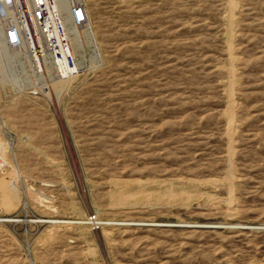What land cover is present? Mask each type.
<instances>
[{"label":"rangeland","instance_id":"rangeland-1","mask_svg":"<svg viewBox=\"0 0 264 264\" xmlns=\"http://www.w3.org/2000/svg\"><path fill=\"white\" fill-rule=\"evenodd\" d=\"M81 1L76 75L0 56V264H264V0Z\"/></svg>","mask_w":264,"mask_h":264},{"label":"built area","instance_id":"built-area-1","mask_svg":"<svg viewBox=\"0 0 264 264\" xmlns=\"http://www.w3.org/2000/svg\"><path fill=\"white\" fill-rule=\"evenodd\" d=\"M70 15L72 22L81 24L88 18V11L81 0H70ZM56 0H0V24L2 39L8 45L21 47L23 41L32 54L36 74L30 75L31 82L26 84L30 92L46 91L49 89L46 79L37 78L40 74L66 78L78 73L79 66L73 54L69 36L59 16ZM55 17V20L53 18ZM58 29V35L53 33V27ZM47 55L51 71L44 69L42 55ZM64 59V65L61 61ZM26 83V82H25ZM42 83V85H40ZM42 86V87H41ZM35 89V91H33ZM43 89V90H42ZM92 218V217H91Z\"/></svg>","mask_w":264,"mask_h":264},{"label":"bare ground","instance_id":"bare-ground-1","mask_svg":"<svg viewBox=\"0 0 264 264\" xmlns=\"http://www.w3.org/2000/svg\"><path fill=\"white\" fill-rule=\"evenodd\" d=\"M69 2L70 0H56V4H57V10L59 11V16H61L62 18V24H63V27L65 29V31L67 32L68 36H69V40H70V44H71V48H72V51H73V54L75 56V53L74 51L76 52V48H82V35L81 33H77L76 32V28H78L76 25H83L84 23H81V24H77V23H74L72 22V17L70 15V9H69ZM88 19V18H87ZM53 20H55V17L53 18ZM1 24H0V56H2V54H4L6 51H7V48L8 47H14V46H11V45H8L4 42V40L2 39V33H1ZM53 33L56 35L55 37H57L58 35V29L56 26L53 27ZM16 48L17 50H19V52H16V55L18 57H20V62H21V68H22V74L25 75V77L22 78V85L23 87L27 86L26 84L30 83L31 82V78H30V75H34L37 73L36 71V67H35V64L33 63V57H32V54L30 55L29 54V51H28V46L26 45V42L23 41L22 44H21V47H14ZM74 48V49H73ZM33 59V60H32ZM63 61H61V63L64 65V59H62ZM42 61L44 62V69L45 71L49 72L51 71V65L48 63V58H47V55H42ZM76 64L78 65V61L76 59ZM79 66V65H78ZM63 69H66V65L64 66H61ZM76 75V74H75ZM73 76V75H72ZM71 76H67L66 78H59L57 76H50L49 77V80H48V76L47 75H44L43 74H40L39 77L37 78V82H38V85H39V82H40V79H46L47 82H48V87L50 86L51 84V79L52 80H56V82L60 81L61 80H67L68 78H70ZM72 79V78H71ZM20 81V80H19ZM26 82V83H25ZM58 84V83H57ZM42 85V83L40 84ZM29 87V86H27ZM42 87V86H41ZM50 89V88H49ZM43 90V89H42ZM33 91H35V89H33ZM50 90L46 89V93H49ZM4 125V124H3ZM239 225V224H238ZM211 226V224H210ZM214 226V225H213ZM217 226V225H216Z\"/></svg>","mask_w":264,"mask_h":264},{"label":"water","instance_id":"water-1","mask_svg":"<svg viewBox=\"0 0 264 264\" xmlns=\"http://www.w3.org/2000/svg\"><path fill=\"white\" fill-rule=\"evenodd\" d=\"M193 225H198L199 226V225H202V224H193Z\"/></svg>","mask_w":264,"mask_h":264}]
</instances>
